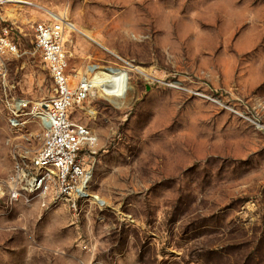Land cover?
<instances>
[{
	"label": "rangeland",
	"instance_id": "rangeland-1",
	"mask_svg": "<svg viewBox=\"0 0 264 264\" xmlns=\"http://www.w3.org/2000/svg\"><path fill=\"white\" fill-rule=\"evenodd\" d=\"M20 3L13 21L0 5L19 46L0 54V184L42 146L47 11L96 40L65 24L74 81L95 61L126 66L130 88L70 110L97 138L91 198L0 195V264H264V0Z\"/></svg>",
	"mask_w": 264,
	"mask_h": 264
},
{
	"label": "built area",
	"instance_id": "built-area-1",
	"mask_svg": "<svg viewBox=\"0 0 264 264\" xmlns=\"http://www.w3.org/2000/svg\"><path fill=\"white\" fill-rule=\"evenodd\" d=\"M1 4L12 2L0 0ZM51 16L52 19L37 20L33 25L35 47L45 60L53 81L52 95L36 107L38 122L44 130L42 146L31 163L16 165L0 184V195L6 194L11 201H31L46 199L54 192L57 201H66L73 208H78L80 202L92 197L89 188L93 173L82 161L81 152L85 147L94 152L97 138L86 125L71 119L70 110L98 94L114 98L125 96L128 90L121 94L112 90L117 85L113 76L119 70H125L126 85L130 79L126 66H106L94 61L88 63L85 73L74 81L65 45L66 21L58 15ZM0 54H19V46L9 25L0 30ZM116 56L133 67L129 61ZM97 77L101 80L96 81ZM22 104L19 100V105ZM11 123L19 126V118L13 117Z\"/></svg>",
	"mask_w": 264,
	"mask_h": 264
},
{
	"label": "bare ground",
	"instance_id": "bare-ground-1",
	"mask_svg": "<svg viewBox=\"0 0 264 264\" xmlns=\"http://www.w3.org/2000/svg\"><path fill=\"white\" fill-rule=\"evenodd\" d=\"M12 3H14V6H11L7 9V16L13 18H16L18 15V11L16 9V6L20 7L22 3L21 0H9ZM50 15H56L55 13L51 12V11H47ZM59 17V15H58ZM61 18V17H60ZM68 26L78 30L79 32H81L83 35L87 36L89 39L93 40L94 42L96 41L95 38L88 32H85L83 30H81L80 28H77L74 24L70 23V22H66ZM135 65L133 66V68L135 69ZM135 70H140L139 68H136ZM124 71V72H123ZM114 79L117 83L115 89H112L113 92L121 94L123 93L125 90H128L130 88L129 84L127 83V85L125 84V70L121 69L119 70L114 76ZM101 80L99 77H97L96 81ZM94 198L98 199L96 195H93ZM102 203V202H101Z\"/></svg>",
	"mask_w": 264,
	"mask_h": 264
}]
</instances>
